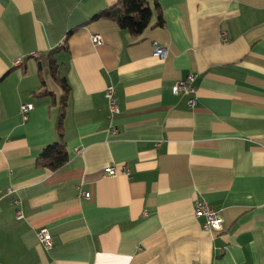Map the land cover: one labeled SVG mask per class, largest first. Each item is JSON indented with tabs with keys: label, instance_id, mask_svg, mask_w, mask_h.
Wrapping results in <instances>:
<instances>
[{
	"label": "crops",
	"instance_id": "0c3cea01",
	"mask_svg": "<svg viewBox=\"0 0 264 264\" xmlns=\"http://www.w3.org/2000/svg\"><path fill=\"white\" fill-rule=\"evenodd\" d=\"M117 2L0 0V262L264 264V0H160L163 24L138 38L93 19ZM54 49L70 85L57 171L36 164L57 139ZM191 74L193 91L176 94ZM198 199L222 214L221 230L195 217Z\"/></svg>",
	"mask_w": 264,
	"mask_h": 264
},
{
	"label": "trees",
	"instance_id": "16d2710c",
	"mask_svg": "<svg viewBox=\"0 0 264 264\" xmlns=\"http://www.w3.org/2000/svg\"><path fill=\"white\" fill-rule=\"evenodd\" d=\"M159 1L153 0V9L150 7V0H118L114 5L95 14L93 19L114 21L121 29L127 30L133 37L138 38L148 28L163 24V12ZM154 14L157 15L156 21H154ZM57 50H52L48 56L50 76L61 89L58 101L60 113L56 123L57 139L46 145L36 159L37 166L51 171L59 170L69 160L64 121L70 96V85L66 77L61 74L58 61L54 56ZM36 94L51 95L52 105L57 103L55 95L52 92L41 91Z\"/></svg>",
	"mask_w": 264,
	"mask_h": 264
},
{
	"label": "built area",
	"instance_id": "2783aa9c",
	"mask_svg": "<svg viewBox=\"0 0 264 264\" xmlns=\"http://www.w3.org/2000/svg\"><path fill=\"white\" fill-rule=\"evenodd\" d=\"M223 40L227 39V34L224 32L221 35ZM91 41L95 44V45H100L103 43V37L101 34L99 33H94L91 35ZM62 45V44H60ZM153 55L161 60H164L167 55H168V48L164 43L161 42H156L153 45ZM194 80V75L191 74L189 75L187 78L185 79H180L176 82V84L174 85V92L176 94L180 93L181 91H186V92H190L193 91V88L191 87V83ZM105 95L108 99V103H109V109H110V113H109V117L111 118L112 122L113 120L116 118V115L120 112L119 110V106L117 103V98H116V94H115V87L112 84H109L106 87L105 90ZM187 104L189 107L194 108L197 104V99L195 97H191L189 98V100L187 101ZM34 109V105L32 103H23L20 106V111L22 114V118L24 120H27L29 118V114L30 112ZM112 131H116V127L112 128ZM122 171L125 172L126 174H129V169L127 166H123ZM105 175L108 176H115L118 174V170L110 165L109 167L106 168L105 171ZM81 196H84L86 198L90 197V193L89 192H82ZM16 204H18V200L14 201ZM194 215L196 218H204V222H203V227L205 230L208 231H212V230H221L222 226H223V216L222 214L216 210L214 207H212L211 205H209L207 202L203 201V200H196L195 203V210H194ZM16 216L18 219H21L24 217V213L21 209H17L16 212ZM38 238L40 243L47 249H51L54 246V240H53V236L49 230V228L47 226H42L41 228H39L38 230ZM0 264H2L0 262Z\"/></svg>",
	"mask_w": 264,
	"mask_h": 264
}]
</instances>
